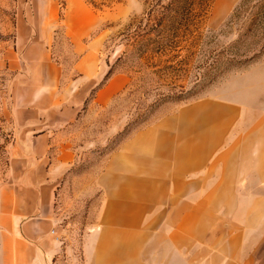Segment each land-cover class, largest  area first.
Masks as SVG:
<instances>
[{
  "label": "crops",
  "instance_id": "0c3cea01",
  "mask_svg": "<svg viewBox=\"0 0 264 264\" xmlns=\"http://www.w3.org/2000/svg\"><path fill=\"white\" fill-rule=\"evenodd\" d=\"M72 1L67 59L49 21L19 20L7 50L17 144L0 185V264L61 263L56 196L78 161L73 129L86 105L106 106L126 85L117 75L102 87L105 40L90 38L95 15ZM95 186L82 264H264V117L240 103L199 99L135 131Z\"/></svg>",
  "mask_w": 264,
  "mask_h": 264
},
{
  "label": "rangeland",
  "instance_id": "374dc122",
  "mask_svg": "<svg viewBox=\"0 0 264 264\" xmlns=\"http://www.w3.org/2000/svg\"><path fill=\"white\" fill-rule=\"evenodd\" d=\"M78 1L98 22L90 38L105 40L100 56L108 72L102 87L117 75L126 79V85L108 105H86L73 129L78 161L64 174L56 196L65 250L58 257L60 264H82L81 245L101 208L96 176L108 156L135 131L203 98L237 102L250 115L264 117V0H232L227 6L211 0L194 38L173 52L158 54L152 39L145 37L152 0ZM168 1L162 0L163 5ZM72 2L0 0V185L7 179L17 144L10 102L15 74L6 59L16 25L19 20L56 23L55 54L67 59L63 22Z\"/></svg>",
  "mask_w": 264,
  "mask_h": 264
},
{
  "label": "trees",
  "instance_id": "16d2710c",
  "mask_svg": "<svg viewBox=\"0 0 264 264\" xmlns=\"http://www.w3.org/2000/svg\"><path fill=\"white\" fill-rule=\"evenodd\" d=\"M149 30L155 53L173 52L183 41L194 38L197 27L204 21L211 0H152ZM147 52V51H146Z\"/></svg>",
  "mask_w": 264,
  "mask_h": 264
}]
</instances>
